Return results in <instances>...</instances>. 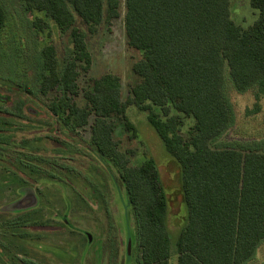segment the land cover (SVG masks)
Listing matches in <instances>:
<instances>
[{"label":"trees","instance_id":"trees-1","mask_svg":"<svg viewBox=\"0 0 264 264\" xmlns=\"http://www.w3.org/2000/svg\"><path fill=\"white\" fill-rule=\"evenodd\" d=\"M19 2L34 30L43 32L51 22L69 37L71 50L62 60L54 45L41 47L35 91L26 92L45 99L49 113L69 132L85 127L93 117L90 145L116 170L133 214L136 264H169L172 253L176 264H249L264 244V150L259 147L264 140L258 145L254 141H234L235 146L229 143L224 148L212 145L234 125L228 99L231 89L237 93L253 90L256 101L264 96V0H250L259 16L247 29L230 18L229 0H124L126 42L141 53L132 66L139 82L132 87L128 102L148 111L147 122L177 167L187 209L186 224L172 252L170 234L174 231L167 226V193L154 160L147 158L131 166L113 137L112 118L125 119L128 104L122 101L119 78L104 74L84 91L78 85L80 71L87 72L91 65L86 33L118 18L121 0ZM5 21L0 0V29ZM81 25L86 26V33ZM224 70L231 84L225 82ZM79 97L82 106L76 102ZM147 104L158 107L161 115ZM171 110L193 118L186 138L179 134L182 118L171 115ZM258 111L256 103L251 113ZM2 112L0 168L5 169L2 154L9 150L11 139L3 136L10 123L2 119ZM126 129L136 136L128 122ZM25 147V142L18 143V149ZM21 158L23 166L14 163L15 171L3 170L0 177V183L9 182L7 187L15 185L13 192L24 185L20 173L30 177L42 170L33 160L49 163L42 157Z\"/></svg>","mask_w":264,"mask_h":264},{"label":"rangeland","instance_id":"rangeland-1","mask_svg":"<svg viewBox=\"0 0 264 264\" xmlns=\"http://www.w3.org/2000/svg\"><path fill=\"white\" fill-rule=\"evenodd\" d=\"M2 1L6 21L0 29V111H3L2 119L10 123L6 125L8 133L3 136L6 141L9 137L11 140L7 145L9 150L2 154L7 164L5 169L0 168V177L3 170L15 171V164L23 166L21 157L27 156L32 160L42 157L49 163L46 165L43 162L42 165L38 160L40 166L38 161L33 160L32 163L42 170L30 177L20 173L25 178L20 195L16 194L20 187L13 192L14 184L7 187L9 182L0 183V213H15L14 206L28 193L31 205L34 198L37 201L36 213L46 211L66 216L72 230L71 264H136L139 253L135 247L133 214L116 170L90 145L93 117L89 118L85 127L69 132L49 113L45 99L26 92L35 91L33 85L41 47L54 45L62 60L71 50L68 35L60 34L51 22H47L48 28L43 32L34 30L30 16L23 12L19 0ZM124 13V0H121L118 18L101 23L91 34L86 33V26L81 25L87 34L91 65L87 72L80 71L78 85L84 91L91 86L93 79L104 74L119 78L122 101L128 104L126 120L112 118L115 124L113 137L118 148L127 153L131 166H139L147 158L154 160L167 193V226L174 231L170 234L172 252L176 238L186 224L187 209L180 194L177 167L147 122L148 111H141L128 102L132 87L139 82L132 66L141 58V53L127 45ZM229 13L232 21L242 29L249 28L259 16L258 11L251 7L250 0H229ZM222 74L225 82L228 80L231 84L227 71ZM20 85L22 87L18 88ZM228 99L234 114V125L213 143V148L228 147L229 143L235 146L232 144L234 141L242 144L254 141L258 145L259 140H264V96L256 101L253 90L237 93L231 89ZM76 102L79 106L84 105L80 97ZM256 103L259 111L251 113ZM147 105L150 111L161 115L158 107ZM170 114L182 118L179 134L186 138L194 124L193 118L174 110ZM126 122L134 127L135 137L126 129ZM20 142H25V150L24 147L22 150L17 148ZM259 147L264 150V146ZM50 198H54L53 202ZM169 264H176L174 253ZM249 264H264V244L257 249Z\"/></svg>","mask_w":264,"mask_h":264},{"label":"flooded vegetation","instance_id":"flooded-vegetation-1","mask_svg":"<svg viewBox=\"0 0 264 264\" xmlns=\"http://www.w3.org/2000/svg\"><path fill=\"white\" fill-rule=\"evenodd\" d=\"M29 196L14 206L15 213H0V264H71L72 230L66 216L36 213L37 201L31 206Z\"/></svg>","mask_w":264,"mask_h":264},{"label":"water","instance_id":"water-1","mask_svg":"<svg viewBox=\"0 0 264 264\" xmlns=\"http://www.w3.org/2000/svg\"><path fill=\"white\" fill-rule=\"evenodd\" d=\"M34 205H35V199H34L33 205H31V206H34ZM129 250H130V244L128 243L127 244V253H129Z\"/></svg>","mask_w":264,"mask_h":264}]
</instances>
